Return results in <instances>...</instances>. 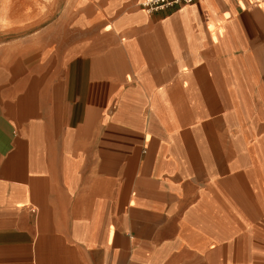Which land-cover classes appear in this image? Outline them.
I'll return each mask as SVG.
<instances>
[{
	"label": "crops",
	"instance_id": "0c3cea01",
	"mask_svg": "<svg viewBox=\"0 0 264 264\" xmlns=\"http://www.w3.org/2000/svg\"><path fill=\"white\" fill-rule=\"evenodd\" d=\"M137 1L0 47V264H264V0Z\"/></svg>",
	"mask_w": 264,
	"mask_h": 264
},
{
	"label": "rangeland",
	"instance_id": "374dc122",
	"mask_svg": "<svg viewBox=\"0 0 264 264\" xmlns=\"http://www.w3.org/2000/svg\"><path fill=\"white\" fill-rule=\"evenodd\" d=\"M65 0H0V47L39 32L54 20Z\"/></svg>",
	"mask_w": 264,
	"mask_h": 264
},
{
	"label": "built area",
	"instance_id": "2783aa9c",
	"mask_svg": "<svg viewBox=\"0 0 264 264\" xmlns=\"http://www.w3.org/2000/svg\"><path fill=\"white\" fill-rule=\"evenodd\" d=\"M195 1L196 0H138L137 4L141 9L147 12H153L182 7Z\"/></svg>",
	"mask_w": 264,
	"mask_h": 264
}]
</instances>
